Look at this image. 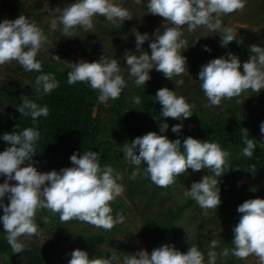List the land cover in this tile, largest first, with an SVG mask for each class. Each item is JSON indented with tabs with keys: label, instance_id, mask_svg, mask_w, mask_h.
I'll list each match as a JSON object with an SVG mask.
<instances>
[{
	"label": "clouds",
	"instance_id": "1",
	"mask_svg": "<svg viewBox=\"0 0 264 264\" xmlns=\"http://www.w3.org/2000/svg\"><path fill=\"white\" fill-rule=\"evenodd\" d=\"M135 2L140 3L141 0ZM244 8L245 0H149L148 13L163 18V23L153 32L151 40L148 33L137 32L134 36L137 51L146 41H150V55L146 51L139 56L129 50L124 52L123 59L134 83L145 87L151 79L150 71L153 68L169 80L187 70L186 57L180 52L189 44L181 39L180 28L185 25L189 32L203 26L211 32L220 33L221 47H226L235 40L236 33L231 27L223 26L221 17L243 11ZM56 11L50 10L51 13ZM97 15L113 23L133 19L126 8L116 6L111 0H77L59 9L58 20L63 26V35L72 37L71 30L78 26L91 30L93 18ZM56 25L57 19H53L51 27L55 29ZM46 41L43 31L24 15L14 20H3L0 22V65L16 61L27 72H41L42 63L36 57ZM204 50L211 51L207 45ZM250 53L249 59L242 64V71L239 58L232 53H228L227 58H214L201 66L198 77L209 102L206 106H219L223 99L238 97L249 89L253 92L264 89V47L253 44ZM52 59L60 60L58 56H52ZM77 82L87 83L97 91V99L102 104L109 99H119L127 87L117 59L109 60L104 55L98 62L89 63L81 59L73 63L72 70L67 73V83L73 85ZM183 83V80H177L175 86ZM35 84L36 91L42 90L44 94H51L59 87V81L52 73L38 75ZM155 98L161 105L162 117L181 121L171 128L173 133L179 134L183 128L182 122L193 115V105L168 88L158 89ZM20 99L22 102L17 106L18 112L21 116H30L33 124L37 118L49 115L47 105L40 106L23 95ZM133 102L137 105L141 103L139 97H133ZM168 127L167 123L159 124L161 133ZM259 128L264 134V122L260 123ZM242 135L246 145L242 155L251 158L256 144L248 138L247 129H243ZM0 139L10 145L0 152V176L4 177L3 183H0V209L3 210L0 224L13 253L24 251L25 245L19 242L20 237L38 235L35 217L39 210L59 214L61 224L76 219L105 231H111L124 222L123 214L117 212L114 217L110 207L111 202L124 191L123 185L117 182L122 177L118 173L113 174L111 165L101 166L100 153L85 150L78 155L74 152L69 158L73 166L59 171L40 172L31 162L37 149L36 142L40 139V132L36 128L26 127L20 132L4 133ZM182 145L183 153L179 139L171 141L152 131L136 137L130 144L125 143L122 149L124 158L136 166L130 178L134 179L140 174L142 162L147 165L143 169L145 178L162 188L176 183V178L187 174L188 169L193 172L209 169L213 175H204L193 182L184 195L195 200L202 209H217L221 203L217 178L229 166L230 153L222 150L216 142L201 141L191 136L186 137ZM26 161L28 163L24 166ZM5 196L7 204L4 203ZM237 212L241 215L232 229L234 247L231 255L240 260L254 255L260 264H264V199H247L237 207ZM44 221L48 223V217H44ZM211 247L216 248L217 241L213 240ZM229 251L228 248L220 253L209 251L208 264H216L218 255L226 259ZM70 256L68 264H118L120 259L115 254L107 259L103 256L89 259L88 253L80 249L73 250ZM123 264H204V255L196 246L181 252L174 245L164 244L154 248L150 255L143 249L126 255Z\"/></svg>",
	"mask_w": 264,
	"mask_h": 264
},
{
	"label": "trees",
	"instance_id": "2",
	"mask_svg": "<svg viewBox=\"0 0 264 264\" xmlns=\"http://www.w3.org/2000/svg\"><path fill=\"white\" fill-rule=\"evenodd\" d=\"M22 5H24L22 0H11L9 14L16 13V6ZM34 9L31 14V21L35 22L37 14ZM259 9L264 10L262 3ZM252 14L256 18L253 17V20H256L255 22H258L261 16H264V13L257 11V9H254ZM5 19L0 17V22ZM222 20L224 21V19ZM119 28L121 31H126L128 25L120 24ZM42 31L45 35L53 37L54 32H49L46 29H42ZM250 34V30L247 29L246 33L236 35L234 41L226 47H221L222 50L241 55L247 61L251 55L250 46L252 42L247 41ZM188 35L185 32L181 37H188ZM143 47L150 55L151 49L148 41L143 44ZM83 50L84 54L89 53V56L93 53V49L86 48ZM102 55L100 54L99 57ZM89 56L84 61L89 63L97 61V57ZM36 58L42 63V70L41 72L33 71L34 82L32 80L29 83L14 84L8 82L5 85H0V137L4 133L20 132L26 127H34L40 132V139L36 142L35 147L37 149L32 160L42 163L54 162L63 168L71 167L73 165L69 158L74 152L80 155L85 150H90L100 153L101 166L111 165L114 169V175L123 172L126 167H129L130 171L135 170L136 166L124 158L123 146L125 143L130 144L136 137L143 136L150 131L156 132L158 135H164L171 141L179 139L182 153L184 151L183 140L188 136L201 141L218 143L222 150L230 153L228 157L229 166L225 167V173L217 178L219 179L221 203L217 209L213 208L212 214L206 220L213 223L212 229L214 231L218 226L222 229L221 239L217 244V248L220 249L219 253L224 248L230 250L226 259L218 255V264L243 263V260L231 255V249L234 247L232 229L239 222L241 215L237 212V207L247 199H264V185L261 184L264 183V134L260 132L258 116L254 113V109L249 105L243 92L240 96L229 100V104L233 107L230 114L219 110V106H213V109L217 110L216 112L212 111L206 114L202 110L205 106L204 102L198 101L196 106L192 107L193 115L182 122L183 128L179 134H176L171 131V128L173 125L181 123V121L161 116V105L156 100L155 94L161 88L177 91V87H171L169 80L167 82L163 73L157 72L155 68L150 71L151 81L147 82L145 87L137 86L134 83V78L131 77L129 86V80L127 81V87H130L132 91L129 92L124 88L125 92L122 91L119 99H109L106 105L98 101V92L91 89L87 83L77 82L73 85L67 83V73L72 70L73 64L51 61L42 52H39ZM200 60L202 59H198V61ZM48 73L55 74L56 79L59 81V87L51 94H44L42 90L36 91V77ZM255 94L256 96L261 95L262 90L261 92H255ZM22 95L27 96L40 106L47 105L49 115L37 118L35 124H33L30 116H21L17 106L22 102L20 99ZM176 95L178 96V93ZM186 95L185 99L190 104V97L188 94ZM262 95L264 99V94ZM133 97H139L141 103L139 105L135 104ZM161 123H167L169 126L164 133H161L159 129ZM16 125H19V127L16 128ZM243 129L248 130V138L253 139L256 144L251 158L242 155V150L246 147L243 142ZM7 147H10V145L0 139V152ZM146 166L142 162L141 171ZM203 171L205 175H213L209 169ZM244 175L247 176L246 182L242 179ZM181 177L182 175H179L173 185L162 188L157 187L150 179L145 178L143 172L140 182L145 183L146 186V201L151 202L159 196L161 202H163L165 193L175 187ZM138 183L139 181H134L132 178L128 182L126 195L130 202H134L136 199ZM195 203L196 201L192 198L185 197L174 205L159 210L155 215L151 212L141 213L139 219L140 234L146 243L149 255L154 248L164 244H174L177 250L181 252L188 250L191 246V240L184 239L185 230L177 227L176 222ZM110 207L112 208V215L115 211L121 213L130 211L129 203L120 196L114 202H111ZM42 212L46 214L44 217H48L49 222L47 224L69 226L82 223L73 219L61 224L59 214L51 213L46 209ZM44 217L41 215L35 217L38 228L45 224ZM220 219L223 220L222 223L221 221L219 223ZM65 232L62 234V239L67 242H72L74 238L77 239L88 255H101L107 259V257L110 258L112 254H115L121 258V254H124L123 257L131 255L133 250L130 241L123 242L115 239V234L120 232L117 225L111 231L100 228L93 233H89L85 228H81L77 231L68 229ZM5 236L6 233L3 228H0V255L8 256L10 261L20 259L25 264H57V259L49 250L52 242L48 241L42 245L34 242L32 245L25 247L21 253H13ZM99 242H104L111 248L106 247L103 249L98 245Z\"/></svg>",
	"mask_w": 264,
	"mask_h": 264
},
{
	"label": "rangeland",
	"instance_id": "3",
	"mask_svg": "<svg viewBox=\"0 0 264 264\" xmlns=\"http://www.w3.org/2000/svg\"><path fill=\"white\" fill-rule=\"evenodd\" d=\"M24 5L16 6V13L9 14L11 11L10 2L11 0H0V17H4L8 20H14L20 15H24L31 21V14L33 9L37 14L35 23L42 30L46 29L49 32H54L53 37L45 35L47 41L42 45L39 52H42L46 57H49L51 61H58L60 63L73 64L81 59H85L89 56V53L84 54L83 49H93V53L89 57H97V61L100 60L99 55L104 54L106 58L117 59L118 64L121 68V75L123 78L128 81L132 79L129 75V69L127 68L126 61L123 59L125 50L132 51L134 55L139 56L145 48L141 46V50L137 51L135 49V35L137 32L140 34L148 33L150 40L153 38L152 34L163 23V18L154 16L148 13L147 4L149 0H141L140 3H136L135 0H111L116 6L126 8L132 15V20H125L124 22L116 21L115 23L108 21L103 16H94L93 18V28L91 30H85L83 27H76L71 30V36L67 37L63 35V26L59 23V9H62L66 6H69L73 3H76L77 0H22ZM35 3V6H34ZM264 5V0H245V8L243 11H236L228 15L222 16V24L225 27H231L236 35L241 33H246L247 29L250 30L251 34L248 36L247 41L252 42L251 45L255 44L260 47H264V16L255 22L253 20V10L257 9L259 12L264 13V10H260V4ZM34 6V8H33ZM57 9L55 13H51L50 10ZM53 19H57V25L55 29L51 27V22ZM167 23V22H165ZM127 24L128 28L126 31H121L117 25ZM172 26V25H168ZM163 29H161L162 31ZM181 33L189 34L188 37H181V39L186 40L189 44L188 47L184 50L180 49L181 55L186 57V68L187 70L180 76H173L172 80H165L171 85V87L176 88L175 84L177 80H183V85L177 87L178 96L185 97L186 94L190 97V105L196 106L198 101H203L205 106L202 108L205 113H211L212 111H217L213 109V106H206L209 104L207 98L205 97L200 85L198 73L202 65L207 63L209 60L214 58H219L224 56L227 58L228 52H224L220 44V33L211 32L206 27H199L195 31L189 32L187 25L180 28ZM198 39V40H197ZM197 40V41H196ZM150 42V41H148ZM207 45L211 51H205L204 46ZM95 54V55H94ZM236 55L242 64L246 60L238 54ZM52 56H58L60 60L52 59ZM198 59H202L198 61ZM34 72L25 71L18 62L12 61L10 63H5L0 65V85H5L8 82L11 83H29L33 80ZM129 80V84L130 85ZM151 81V79L149 80ZM148 81V82H149ZM125 89L132 91L130 87H125ZM125 89L124 92H125ZM246 100L249 105L254 109V113L258 116L259 122H264V89H262V94L256 96L255 92L251 89L244 91ZM187 96V95H186ZM231 99H223L219 105V110H223L230 114L233 107L229 104ZM241 100V99H239ZM238 100V101H239ZM107 105V103H106ZM32 165L40 172H47L55 169L59 171L62 166L54 162H38L37 160H32ZM28 161L25 162L26 166ZM133 171H130L129 167L118 173L122 179L118 180L119 184H122L124 187L123 193L120 197L126 199L129 203L130 211L127 213H122L124 216V222L117 224L120 228V232L115 234L116 240H121L123 242H131L133 248L132 253L134 254L139 250H146V243L140 234V215L142 212H151L155 215L159 210L166 208L167 206H172L175 203L181 201L185 198L184 193L188 191L193 182L199 181L202 176L205 175L203 170L193 172L191 169L187 170V174H182V177L179 179L178 184L173 187L169 192L165 193V200L161 202L159 196L154 198L151 202L146 201V186L145 183L140 182L143 171H140V174L134 178V181H139L138 183V194L134 202H130L126 195L127 185L130 180L131 174ZM243 181H247V176L242 177ZM4 177L0 176V183H3ZM10 183H15V181H10ZM264 185V183H261ZM161 195V194H158ZM4 203L7 204V196L4 198ZM115 211L113 216L115 217ZM213 209H202L197 202L189 207L181 216V218L176 222L177 227L182 230H185L184 239L191 240V246H196L204 255V264H208V255L209 251H215L219 253V248H212L211 242L213 240L219 243L221 239L220 226L214 231L212 229L213 223L207 221L208 217L212 214ZM121 213V212H120ZM3 215V210L0 209V216ZM44 217L46 214L39 210L36 213ZM222 223V219L219 220V223ZM204 222V224H202ZM0 228H3V225L0 224ZM81 228H85L87 232L93 233L100 228L94 227L88 223L82 222L72 225H52L45 223L43 226L38 228V235L27 237L22 236L19 238V242L23 243L25 247L32 245L34 242L38 245L47 243L48 241L52 242L49 246L50 252H52L57 259V264H68V261L71 259L70 253L75 249H82L80 242L77 239H72V242H67L62 239V234L66 233L65 231L72 230L77 231ZM187 236V237H186ZM100 247L105 249L108 247L104 242H99ZM174 245V244H172ZM177 249L176 245H174ZM190 246V247H191ZM148 252V251H147ZM119 259L118 264H123V255ZM89 259L93 257H101V255H88ZM109 258V257H107ZM219 256H217L216 264H218ZM0 264H25L24 261L16 259L15 261H10L8 256L0 255ZM242 264H260L259 259L254 255H250L247 259L243 260Z\"/></svg>",
	"mask_w": 264,
	"mask_h": 264
}]
</instances>
